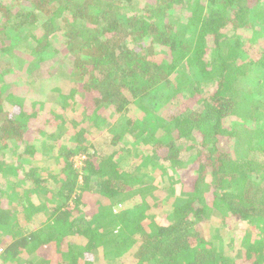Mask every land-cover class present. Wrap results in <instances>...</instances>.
<instances>
[{"label": "trees", "instance_id": "16d2710c", "mask_svg": "<svg viewBox=\"0 0 264 264\" xmlns=\"http://www.w3.org/2000/svg\"><path fill=\"white\" fill-rule=\"evenodd\" d=\"M255 26L262 0H0V264H264Z\"/></svg>", "mask_w": 264, "mask_h": 264}, {"label": "rangeland", "instance_id": "374dc122", "mask_svg": "<svg viewBox=\"0 0 264 264\" xmlns=\"http://www.w3.org/2000/svg\"><path fill=\"white\" fill-rule=\"evenodd\" d=\"M263 1V4H264V0H262ZM180 17L181 18V16L178 14V13H176V15H175V17ZM251 22H253V24H254V12L252 13V17H251V20H250ZM254 29L255 30H259L260 31V28L258 27V26H255L254 27ZM260 33L263 35V37H264V28H263V30L262 31H260ZM35 34L37 35V34H39V30L37 29L36 31H35ZM58 42V43H57ZM53 47H60L61 48V50H62V48L63 47H61V42L60 41H55L53 44ZM60 45V46H59ZM60 48H58V49H60ZM65 50H62V52H60V54H61V56L59 55V59H56L55 60V58H57V57H55V55L54 56H52V57H47L46 58V60H49V61H52L54 64H53V66L52 67H50L49 69V71H48V73H49V75L47 76V79L48 80H43L42 79V81L41 80H36L35 82H33V84H35L36 86H37V84H39L40 85V87H42L43 88V91L42 92H40L39 94H37V97H36V95L34 96V95H31V96H33L34 98H39L40 99V101H42V100H49V99H51L52 98V95H50V90H51V88H52V86L54 87V86H60V84H62V81H61V76L59 75V73L58 72H60V70H62L63 72H65L66 71V68H65V65H67V64H69V62L66 60H64L65 58H64V56H65ZM0 61H6V58H3L2 57V55L0 54ZM88 67V66H87ZM86 67V68H87ZM35 71V73L33 74V77L34 76H36V78L37 79H41V78H43L41 75H40V68L39 69H32V72H34ZM64 76H66L65 75V73H64ZM41 81V82H40ZM28 82H30V81H28ZM25 89L27 88V86H31L32 88H34L33 87V85L31 84H28L27 83V81H26V83H25ZM70 85H71V81H70ZM62 86H63V84H62ZM68 86H69V84L68 85H64L63 87H61L60 86V88H62L63 89V91H68ZM20 90H22V89H24V87H22L21 86V88H19ZM24 89V90H25ZM29 89V88H28ZM81 89H83V86L81 87ZM46 93V94H45ZM49 96H50V98H49ZM97 96V93H95V92H92V91H88L87 93H86V108H87V110H88V112H90L91 110H92V106H93V102H92V100H93V97H96ZM141 116H143V114H141ZM99 118L100 119H102L104 122H105V126H104V128L103 129H101L100 130V133H98L97 134V132H93L92 133V135H94V140H96V139H98V138H100L101 136H102V134H104L106 131H107V129L108 128H110L113 124H114V120H111V121H109V120H107V119H105V117L101 114V115H99ZM35 121H37V123L39 122L38 120H35ZM114 121V122H113ZM40 123V122H39ZM94 128H96L95 130H99L100 129V127H98L97 125H95L94 126ZM222 140H225V142L224 141H222ZM231 143H232V140H230V142H228L227 141V139H221L220 140V142H219V148L220 149H225V150H233V146L231 145ZM45 144V142L41 145V146H43ZM38 146H40V144H38ZM39 152H38V154H37V156H36V159H39ZM82 159V158H81ZM75 160V159H74ZM79 164V163H78ZM258 164V167L260 168L261 167V169L262 170H264V161H260V162H258L257 160H254V164L252 163V165H254V166H256ZM173 178L174 179H176V180H179V176H178V174L177 173H175L174 172V175H173ZM3 182H1L0 183V186H4L3 184H2ZM5 187V186H4ZM188 189V187L187 186H183V192H184V190L185 189ZM6 191H7V194H5V197L3 196L2 198L0 197V199H2V201L4 200V201H6V195H8V194H10V189H8L7 190V188L5 187L4 188ZM5 190H3V191H5ZM2 195V194H1ZM106 220V219H105ZM104 230L106 231V232H110V231H119L118 229H116V226L115 225H109L108 223H106V224H104ZM224 226V230H226V231H230V230H232L229 226V223L227 222L226 224H224L223 225ZM245 230H246V228H245ZM258 227H254V232H251V234H250V236L248 237V239H247V241H246V243L247 242H250V240L251 239H254V237L256 236V235H258L257 234V232H258ZM216 239H218L219 240V237L218 238H216ZM245 242V241H244ZM245 243V244H246ZM115 247V245H113V243L108 247V249H112V248H114ZM130 251H132V249H130ZM238 255V254H237ZM45 256H49V253H47V254H45ZM228 258L229 259H231V257H229L228 256ZM233 256H232V260H233ZM98 264H102V261H100Z\"/></svg>", "mask_w": 264, "mask_h": 264}]
</instances>
